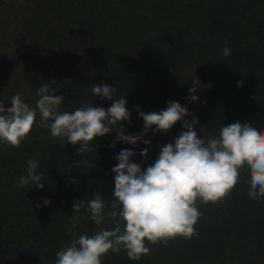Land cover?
<instances>
[{"label": "trees", "instance_id": "16d2710c", "mask_svg": "<svg viewBox=\"0 0 264 264\" xmlns=\"http://www.w3.org/2000/svg\"><path fill=\"white\" fill-rule=\"evenodd\" d=\"M0 264H264V0H0Z\"/></svg>", "mask_w": 264, "mask_h": 264}]
</instances>
